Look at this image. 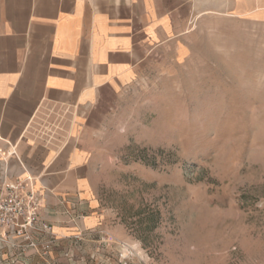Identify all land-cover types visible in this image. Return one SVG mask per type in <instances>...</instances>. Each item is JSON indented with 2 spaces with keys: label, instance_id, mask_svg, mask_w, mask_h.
I'll return each mask as SVG.
<instances>
[{
  "label": "rangeland",
  "instance_id": "374dc122",
  "mask_svg": "<svg viewBox=\"0 0 264 264\" xmlns=\"http://www.w3.org/2000/svg\"><path fill=\"white\" fill-rule=\"evenodd\" d=\"M258 2L245 17L194 19L149 51L88 131L99 222L37 233V248L4 244L0 264H264Z\"/></svg>",
  "mask_w": 264,
  "mask_h": 264
},
{
  "label": "crops",
  "instance_id": "0c3cea01",
  "mask_svg": "<svg viewBox=\"0 0 264 264\" xmlns=\"http://www.w3.org/2000/svg\"><path fill=\"white\" fill-rule=\"evenodd\" d=\"M258 1L0 0V165L36 191L54 231L99 222L88 131L149 51L194 19L245 17Z\"/></svg>",
  "mask_w": 264,
  "mask_h": 264
},
{
  "label": "built area",
  "instance_id": "2783aa9c",
  "mask_svg": "<svg viewBox=\"0 0 264 264\" xmlns=\"http://www.w3.org/2000/svg\"><path fill=\"white\" fill-rule=\"evenodd\" d=\"M40 209L36 191L25 180H14L8 163L0 165V247L37 248L36 234H48L52 229ZM49 247L48 242L45 248Z\"/></svg>",
  "mask_w": 264,
  "mask_h": 264
}]
</instances>
